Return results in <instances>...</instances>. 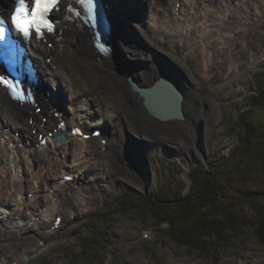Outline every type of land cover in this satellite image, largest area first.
Instances as JSON below:
<instances>
[{"label": "bare ground", "instance_id": "bare-ground-1", "mask_svg": "<svg viewBox=\"0 0 264 264\" xmlns=\"http://www.w3.org/2000/svg\"><path fill=\"white\" fill-rule=\"evenodd\" d=\"M196 1H199L197 6ZM104 2L113 20V36L104 53L94 45V34L88 26L77 21H61L55 35L49 38L54 48L48 46V41L30 42L41 79L38 87H32L35 103L13 102L0 88V171L8 177L7 182L0 183V206L8 207V200L15 195L16 208H11L6 219L13 217L12 214L24 218L32 216L33 221L29 225L25 222L24 231L13 238L25 240L26 235L41 228L47 231L30 249L22 247L11 264H25L31 255L47 250L56 241L49 234L56 231L58 218H61L59 230L65 223L72 222L73 200L79 198L87 206L90 202L85 194L89 196L98 186L106 192L110 187L123 184L122 179L128 181L126 176L119 179V173L131 165L142 167L145 157L141 148L151 145L167 151L165 143L169 142L190 158L203 156L211 131L209 116L214 110L220 114V106L214 96L210 97L213 102L209 105V96L202 93L208 76L200 77L195 72L192 50L199 46L203 66L210 71L215 55L212 39H218L222 46L227 45L235 30L250 19L246 0ZM177 2L180 3L179 13L175 9ZM11 4L12 0H0V11H10ZM232 6L239 9L245 20L234 27L225 23ZM128 11L132 12V17H127ZM260 13L257 7L255 16ZM120 51L127 54L128 62H118L116 54ZM46 57H52L50 64ZM160 77L176 85L181 97L182 118L154 117L144 105V97L132 87V82L138 87L152 86ZM58 92L68 107L63 117L68 125L64 129L48 99L49 93L56 96ZM150 97L162 110H170L174 105L175 96L166 86L157 88ZM76 126L85 130V138L72 134ZM100 126L104 133L94 135L91 130ZM49 130L64 132L67 138L51 143L47 137ZM44 137L49 140L41 145ZM62 144L64 149L60 150ZM38 151L45 155L54 153L49 155V170L43 174L41 171L46 165ZM34 160L40 165L27 173L26 168L32 169L30 164ZM97 165H100L99 172L95 170ZM55 169L60 174L54 172ZM64 175L73 176V180L65 181ZM105 177H108L106 181ZM155 178L154 174L145 180L150 183ZM29 182L35 185H28ZM43 186L46 193L39 194ZM29 192H33L32 198ZM4 229L1 230L8 235L10 231ZM7 241L13 243L11 239ZM135 256L129 255V258ZM4 264H9L7 259Z\"/></svg>", "mask_w": 264, "mask_h": 264}, {"label": "rangeland", "instance_id": "rangeland-1", "mask_svg": "<svg viewBox=\"0 0 264 264\" xmlns=\"http://www.w3.org/2000/svg\"><path fill=\"white\" fill-rule=\"evenodd\" d=\"M246 1L250 13L247 24L236 29L225 46H222L218 39H212L215 55L210 71L203 66L199 46H194L191 53L192 67L195 72L200 77L208 76L206 88L203 92L201 90L199 92L209 96L207 97L209 105L213 102L210 97L214 96L220 106V114L214 110L209 116L211 131L203 156L198 158L199 155H196L190 158L185 151L177 147L173 148L175 145L169 142L165 143L167 151L154 146L150 147L151 145L141 148V153L145 157L142 167L131 165L129 169L119 173V179L123 176L129 179L128 181L122 179L123 184L110 187L106 192L98 186L97 191H91L94 193L90 192L89 196L85 194L90 202L87 206L86 202L79 198L73 200L75 212L72 214V222L68 225L65 223L62 229L49 234L50 238L57 241L54 242L56 244L51 243L47 250L31 255L32 258L30 257L31 259L25 264H180L183 262L186 264H264V245L259 242L254 233L256 227L252 224L228 230V233H225L227 241L222 243L217 239H207L203 245H211L213 253L212 256H203L196 249L177 245L164 230L167 229V224L158 227L147 209L143 211V206L140 204H137L139 206L136 209L124 212L118 210L116 203L117 196H122L125 191L131 193L133 198L137 196L135 199L132 198L136 201L135 204L141 195H153L167 190V187L171 190V187L181 186V189L184 187L183 193H187L192 182L191 174L199 164L204 168L195 175L206 178L213 170L219 171L217 175H220L226 170V165L233 169L236 166L232 164L234 154L242 151L240 159H244V149H236L238 144L236 132L230 130V127L235 128L234 123L241 113L249 109L250 96L259 93L252 78L253 75L264 70V0ZM257 7L261 13L255 16ZM240 22L245 20L242 19L239 9L232 6L225 23L227 26L234 27ZM116 58L118 62L129 61V57L123 51L116 54ZM262 77L264 78V75ZM192 82L196 81L192 79ZM200 107L199 105V112ZM251 115V117L259 118L264 115V111L259 108L253 110ZM17 143L20 147L22 146L21 142ZM62 149H64L63 144L60 150ZM37 154L46 165L41 174L46 173L49 170V155L54 153L45 155L41 151ZM147 156L150 160H147ZM228 156L231 159H227ZM240 159L236 163L242 170L234 171L233 179L226 176L228 179L221 180V182L229 181L230 189L226 192L229 198L237 194L238 187L259 190L264 186L262 161L252 164ZM227 161L232 167L227 164ZM37 164L40 165L36 160L32 161L30 164L32 169L26 168L27 173L37 169ZM106 169L108 170V167ZM95 170L99 172L100 165H97ZM112 171L111 169L110 175L113 174ZM54 172L57 170L55 169ZM154 174L156 178L150 183L146 182L145 178L153 177ZM213 174L216 175V171ZM5 175L6 173L0 171V183L7 182L8 177ZM108 177H105V181ZM30 184L35 185L33 182H29L28 185ZM27 192L24 195L27 196ZM43 192L46 193L44 186L39 194ZM32 195L33 192H29V198H32ZM252 195L254 200L248 199L249 197L235 199V208L231 210L253 219L255 206L262 207L264 211V197L256 198L260 194L255 193ZM14 196L11 195V199L8 200V207L0 206V264H4L6 259L11 264L22 247L30 249L47 233L44 228H41L35 233H30V236L26 235L25 240L12 237L21 230L24 231L22 227L25 226V222L29 225L33 221L32 216L24 218L15 217L13 214V217L6 219L11 208L16 206ZM38 213L42 215L41 211ZM1 229L8 230L10 233L7 235L8 232ZM9 239L14 244L9 243L7 241ZM134 249L135 252H131ZM129 255L136 256L130 259Z\"/></svg>", "mask_w": 264, "mask_h": 264}, {"label": "trees", "instance_id": "trees-1", "mask_svg": "<svg viewBox=\"0 0 264 264\" xmlns=\"http://www.w3.org/2000/svg\"><path fill=\"white\" fill-rule=\"evenodd\" d=\"M262 75H264V70L253 75L252 81L259 93L250 96L249 109L241 113L234 123L236 124L235 128L230 127V130H236L235 136L238 140L236 149H244V159L242 160L247 163L252 162V164L262 161L264 166V115L259 118L251 117L253 110L260 108L264 111V78ZM241 156L242 151L234 154L232 164L236 166L232 169L223 164L226 170L220 175H217L219 171H211V169L206 178H202L200 175L196 176L195 174L204 168L200 164L196 166L191 174L192 182L187 193H183L184 187L181 189V186H177V189L171 187V190L167 187V190H162L163 193L161 191L149 196L141 195L135 204L136 201L133 199L137 196L133 198L131 193L125 191L122 196L118 195L116 198L118 210L131 211L139 206L137 204H140L143 206V211L147 209L148 214L155 220L158 227L167 224V229L164 230L177 245L196 249L203 256H212L213 253L211 245H203L204 241L217 239L222 243L227 241L225 233H228V230L239 229V227L250 224L256 227L254 233H256L259 242L264 245V211L262 207L255 206L253 219L231 210L236 205L234 200L237 198L249 197L248 199H252V193L260 194L256 198L264 197V186L259 190L238 187L237 194L229 198L226 195L230 189L229 181L221 182L223 179H228V176L233 179L232 173L242 170L237 164V160ZM227 159L231 158L228 156ZM242 160L240 159V161ZM227 164L231 166L229 161ZM214 171H216V175L213 174Z\"/></svg>", "mask_w": 264, "mask_h": 264}, {"label": "snow or ice", "instance_id": "snow-or-ice-1", "mask_svg": "<svg viewBox=\"0 0 264 264\" xmlns=\"http://www.w3.org/2000/svg\"><path fill=\"white\" fill-rule=\"evenodd\" d=\"M88 3L92 5L94 0H88ZM16 4L10 18L11 26L23 37L30 39L34 35L36 39H43L46 33L53 31L51 13L57 9L59 0H16ZM3 34L4 29L0 28V36ZM0 84L10 89L14 97L23 98L6 77L0 76ZM74 134H79V130Z\"/></svg>", "mask_w": 264, "mask_h": 264}, {"label": "water", "instance_id": "water-1", "mask_svg": "<svg viewBox=\"0 0 264 264\" xmlns=\"http://www.w3.org/2000/svg\"><path fill=\"white\" fill-rule=\"evenodd\" d=\"M127 76V75H126ZM166 86L175 96L174 105L171 107L170 110H162L161 108H158L154 101L151 99V95L153 92L159 88ZM132 87L134 90L139 92L141 96L144 97L143 103L146 106V108L150 111V113L160 119H168V118H182L181 113V97L180 94L177 91L176 85L170 81L169 79H166L164 77H160L159 80H157L152 86L149 87H138L135 83L132 82ZM62 137H59L61 139Z\"/></svg>", "mask_w": 264, "mask_h": 264}]
</instances>
